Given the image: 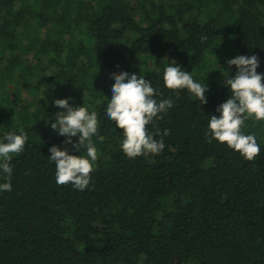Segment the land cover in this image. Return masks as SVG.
Masks as SVG:
<instances>
[{
  "label": "trees",
  "instance_id": "1",
  "mask_svg": "<svg viewBox=\"0 0 264 264\" xmlns=\"http://www.w3.org/2000/svg\"><path fill=\"white\" fill-rule=\"evenodd\" d=\"M237 55L264 73V0H0V138L27 133L0 193V264H264V123L242 128L261 145L251 161L205 135ZM169 60L208 84L202 110L164 87ZM117 68L173 101L147 125L157 139L168 131L158 155L128 158L104 119ZM67 97L96 113L104 138L83 193L58 186L48 159L65 140L51 101Z\"/></svg>",
  "mask_w": 264,
  "mask_h": 264
},
{
  "label": "clouds",
  "instance_id": "2",
  "mask_svg": "<svg viewBox=\"0 0 264 264\" xmlns=\"http://www.w3.org/2000/svg\"><path fill=\"white\" fill-rule=\"evenodd\" d=\"M206 39V37H202ZM217 57V56H216ZM227 68L220 71L224 79L221 86L229 90L228 98L219 104L214 113H209L205 133L209 142L216 141L238 152L244 159L253 160L260 152L261 145L256 136L245 133V121L252 119L264 123V73L259 72L260 59L256 55H237L226 59ZM235 66V74L231 69ZM118 73V74H116ZM109 76L111 87L105 96L104 119L111 122L121 135L120 150L130 159L160 154L165 143L148 130L147 125L155 124L173 106L171 98H160L162 93L153 87L152 80L136 72L116 69ZM163 85L171 90H186L190 97L201 105L208 103L210 88L206 81L194 79L193 74L175 60L163 66ZM72 97L55 98L51 104L56 109L54 119L48 123L59 136L65 137L62 144L49 146L48 159L55 165V182L58 186H70L74 192L83 193L89 188L90 175L96 163L95 144L104 142L98 135V122L95 112H89L82 105L74 106ZM48 103V101H46ZM217 113L219 115H217ZM73 138L76 142L73 143ZM27 141L23 130H10L0 138V193L12 191V154L21 153ZM65 145V146H62ZM66 145H71L67 147ZM82 152L74 157L71 153Z\"/></svg>",
  "mask_w": 264,
  "mask_h": 264
},
{
  "label": "rangeland",
  "instance_id": "3",
  "mask_svg": "<svg viewBox=\"0 0 264 264\" xmlns=\"http://www.w3.org/2000/svg\"><path fill=\"white\" fill-rule=\"evenodd\" d=\"M30 58H31V56H30Z\"/></svg>",
  "mask_w": 264,
  "mask_h": 264
}]
</instances>
